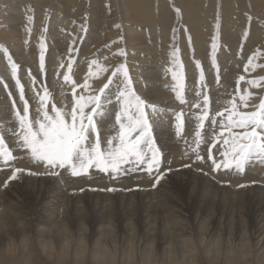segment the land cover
<instances>
[{"label":"rangeland","instance_id":"1","mask_svg":"<svg viewBox=\"0 0 264 264\" xmlns=\"http://www.w3.org/2000/svg\"><path fill=\"white\" fill-rule=\"evenodd\" d=\"M175 8L180 9L179 17ZM82 24L87 33L81 30ZM116 24L121 27L116 28ZM174 27H179L176 39ZM77 36L84 39L78 40ZM213 37L217 43L215 67ZM41 39L46 47L50 105L63 107L70 98V89L62 76L67 68H61L66 65L70 47L74 48L73 74L77 80L86 75L88 63L93 59L110 69L126 63L138 94L157 106V112L149 108L148 113L157 125L153 130L157 146L163 143L165 166L171 162L178 167L187 162L184 153L188 146L184 142L191 143L195 132L200 130L194 119L200 109L193 105L202 106V94L209 97L210 115L223 111L237 87L251 93L253 104L264 96L259 87L246 83L264 76V68L244 71L249 55L264 52V0H0V45L18 65L16 79L24 89L33 119L38 118L37 91L42 95L45 90L42 87L45 74L39 71ZM173 43L179 49L182 68L172 62ZM121 48L125 57L118 55ZM197 61L200 68L196 67ZM255 63L264 65V59ZM172 71L181 72L185 104L176 99ZM240 75L245 76V81L237 85ZM33 78H39L35 85ZM13 100L19 101V90L8 61L0 52V130L18 157L15 166L39 170L27 157L19 158L14 138L9 135L11 128L17 126ZM116 110L118 106L109 105L104 116L97 118L102 146L106 147L104 142L118 130ZM181 111L184 139L175 135L174 114ZM209 127L206 122L201 131L208 135ZM162 131L169 138L163 137ZM8 175L10 170H4L0 161V181ZM132 177L111 180L91 170L90 175L72 179L67 175L52 178L25 174L11 182L10 189H0L3 218L0 232H15L20 243L13 251L0 248V261L2 264H264V166L254 163L247 166L245 174L217 177L221 181L230 180L231 186L186 171L162 182L158 190L141 191L137 186L149 188V177L143 172ZM237 184L249 187L238 189ZM108 187L122 190H99ZM128 188L133 190L127 191ZM64 238L70 244L61 251L60 246L66 244ZM46 244L54 255L42 250ZM110 256L114 258L110 260ZM103 258L111 262L102 263Z\"/></svg>","mask_w":264,"mask_h":264},{"label":"snow or ice","instance_id":"2","mask_svg":"<svg viewBox=\"0 0 264 264\" xmlns=\"http://www.w3.org/2000/svg\"><path fill=\"white\" fill-rule=\"evenodd\" d=\"M174 10L179 17L180 9ZM28 20L31 21L32 17L28 16ZM115 27L120 28L121 25L116 24ZM81 30L85 33L88 31L84 24L81 25ZM172 32L175 39L179 27H174ZM244 35L246 36L247 33ZM76 39L82 41L84 37L77 36ZM172 47L174 49L171 52L172 62L177 68H182L178 59L179 49L176 48L175 43ZM211 48L212 64L215 67L216 37L212 39ZM0 52L8 61L11 75L19 90V101L13 100L17 126L11 128L9 135L14 138V146L19 158L27 157L35 168L39 169L31 170L15 166L14 162L18 157L10 150V146L6 144V135L0 130V161L4 170H10V175L0 181V189H10L11 182L17 181L25 174L29 177L61 178L67 175L77 178L90 175L91 170L105 174L111 180H120L122 177L130 179L133 174L143 172L149 177L150 185L149 188L144 189L137 186V190L141 191L158 190L162 182L173 175H183L185 171H195L205 177H211L224 186H231L230 180L221 181L217 177L221 174L224 176L245 174L247 166L254 163L264 166V96L258 98V104H253L251 93L237 87L223 111L210 115L209 97L207 94H202V106L193 105L194 108L200 109L199 114L194 117L200 130L195 132L192 144H188L185 140L190 150L184 153L187 162H182L178 167H174L171 162L165 166L163 143L160 147L157 146V139L153 137V130L157 125L153 124L148 113L149 108L153 113L157 112V106L150 104L138 94L126 63L121 62L110 69L93 59L88 63L86 75L82 80H77L73 74L74 48L70 47L66 65H61V68L65 66L67 68L66 72H62V76L64 84L70 89V98H67V103L63 107H58L55 103L50 105L48 103L50 94L46 89V47L44 40L41 39L39 71L45 74V81L42 82L45 90L42 95L38 94L39 90L37 91L38 118L33 119L24 89L20 80L16 79L18 65L13 62L12 56L3 45H0ZM118 55L125 57V50L121 48ZM261 59H264V52H253L247 57L244 71L264 68L262 64H254V61L258 62ZM200 66L197 61L196 67L200 68ZM38 79L33 78L34 85ZM172 79L176 81V88L173 89L176 99L181 104H185L180 83L181 72L172 71ZM241 81H245L244 75L239 76L237 85ZM246 83L264 91V76L259 79H249ZM109 105L118 106V110L115 111V126L118 130L112 139L104 142L105 147L102 146L97 118L104 116ZM249 108L253 110L249 111ZM174 118L175 135L184 139L181 136L185 123L184 113L182 111L175 113ZM206 122L211 129L208 135L201 131L205 129ZM253 183L257 182L253 181ZM236 187L246 189L249 185L237 184ZM99 190L114 192L122 189L108 187ZM81 191L84 189L82 188ZM19 243L20 239L15 232H0V248L13 251L18 248ZM65 243L70 244L69 241Z\"/></svg>","mask_w":264,"mask_h":264},{"label":"bare ground","instance_id":"3","mask_svg":"<svg viewBox=\"0 0 264 264\" xmlns=\"http://www.w3.org/2000/svg\"><path fill=\"white\" fill-rule=\"evenodd\" d=\"M189 16H190V15H189ZM102 26H103V25H102ZM100 31H101V30H100ZM98 32H99V31H98ZM93 39H94V38H93ZM175 39H176V38H175ZM172 50H173V49H172ZM165 53H166V52H165ZM23 56H24V55H23ZM91 56H92V55H91ZM151 74H152V73H151ZM152 75H153V74H152ZM152 75H151V76H152ZM147 78H148V77H147ZM150 79H151V78H150ZM10 101H11V99H10ZM17 101H18V100H17ZM8 102H9V101H8ZM8 105H9V104H8ZM38 106H39V104H38ZM9 108H10V107H9ZM195 109H196V108H195ZM168 110H169V109H168ZM35 111H36V110H35ZM11 112H12V111H11ZM35 114H36V113H35ZM150 114H151V113H150ZM154 115H155V114H154ZM8 119H9V118H8ZM195 123H196V122H195ZM106 126H107V125H106ZM110 126H111V125H110ZM209 128H210V127H209ZM159 132H160V131H159ZM162 132H163V133H162L163 137L166 136L165 138H169V134H168V133H167L166 135H164V131H162ZM168 132H169V131H168ZM171 133H172V132H171ZM170 136H171V135H170ZM174 136H175V135H174ZM112 137H113V136H112ZM175 138H176V137H175ZM185 138H187V137L185 136ZM191 138H192V137H191ZM161 139H162V138H161ZM176 139H177V141H178V138H176ZM163 140H164V139H163ZM173 140H174V139H173ZM168 141H169V140H168ZM171 141H172V140H171ZM178 142H179V141H178ZM178 142H177V144H178ZM181 142H182V141H181ZM190 142H191V141H190ZM8 143H9V142H8ZM174 143H175V142H174ZM184 143H185V142H184ZM182 144H183V142H182ZM189 144H192V142L189 143ZM167 145H168V144H167ZM179 145H180V144H179ZM180 146H181V145H180ZM183 146H185V145L183 144ZM187 146H188V145H187ZM187 146H185V148H187ZM177 147H178V146H177ZM178 148H179V147H178ZM176 149H177V148H176ZM188 150H189V149H188ZM177 151H178V150H177ZM179 152H180V151H179ZM181 152H182V151H181ZM31 164H32V163H31ZM257 165H258V164H257ZM30 167H31V166H30ZM254 167H255V166H254ZM255 168H256V167H255ZM261 168H262V167H261ZM185 172H186V171H185ZM101 175H102V174H101ZM64 176H65V175H64ZM95 176H96V175H95ZM146 176H147V175H146ZM99 177H100V176H99ZM107 177H108V176H107ZM133 177H134V176H133ZM133 177H132V178H133ZM124 178H125V177H124ZM70 179H72V178H70ZM105 179H106V178H105ZM125 179H127V178H125ZM133 179H134V178H133ZM106 183H107V182H106ZM108 183H109V182H108ZM121 183H122V182H121ZM87 184H88V183H87ZM103 184H104V183H103ZM109 184H110V183H109ZM131 184H132V182H131ZM80 185H81V184H80ZM111 185H112V184H111ZM125 186H126V185H125ZM146 186H147V185H146ZM61 187H62V186H61ZM63 188H64V187H63ZM75 188H76V187H75ZM125 188H126V187H125ZM0 192H1V190H0ZM79 192H80V191H79ZM147 193H148V192H147ZM164 204H165V203H164ZM212 209H213V207H212ZM50 216H51V215H50ZM53 217H55V216H53ZM53 217H52V218H53ZM44 218H46V217H44ZM47 218H49V217H47ZM47 218H46V219H47ZM55 218H56V217H55ZM49 219H51V218H49ZM58 219H59V218H58ZM53 220H55V219H53ZM63 220H64V219H63ZM44 222H45V221H44ZM49 222H50V221H49ZM38 224H39V223H38ZM38 224H37V225H38ZM43 224H44V223H43ZM41 225H42V224H41ZM255 225H256V224H255ZM257 226H258V224H257ZM61 228H62V227H61ZM183 229H184V228H183ZM205 230H206V229H205ZM262 230H263V229H262ZM262 230H261V232H262ZM22 231H23V230H22ZM22 231H21V232H22ZM38 231H39V230H38ZM178 231H179V230H178ZM180 231H182V228L180 229ZM187 231H188V230H187ZM185 232H186V231H185ZM185 232H184V233H185ZM189 232H190V231H189ZM186 233H187V232H186ZM21 234H24V232L21 233ZM259 234H260V233H259ZM176 235L179 236L180 234L178 233V234H176ZM181 235H182V234H181ZM181 235H180V236H181ZM71 238H72V237H71ZM64 239H65V238H64ZM165 239H166V238H165ZM160 240H161V239H160ZM49 241H50V243H49L50 245H49V246H51L50 248H52V247H53V242H52V240H50V239H49ZM49 241H48V242H49ZM64 241H67V240L65 239ZM64 241H62V242H64ZM185 241H186V240H185ZM160 242H161V241H160ZM61 244H63V243H61ZM41 245H43V244H41ZM103 245H104V244H103ZM49 246H48L47 244L44 245L43 248H42V250L45 251L47 255H50V256H51V255H54V254H52V249H49ZM67 246H68V245H66V244L61 245V246H60V247H61L60 250H61V251L65 250V247H67ZM55 247H56V246H55ZM106 248H107V247H106ZM48 249H49V250H48ZM46 250H47V251H46ZM101 250H102V249H101ZM103 250H104V248H103ZM103 250H102V251H103ZM113 250H114V249H113ZM190 250H191V249H190ZM198 250H199V249H198ZM111 251H112V250H111ZM108 252H109V250H108ZM130 252H131V251H130ZM75 255H76V254H75ZM103 255H106V252H105V253H102L100 256H98V258L101 259ZM107 255H108V254H107ZM109 255H110V254H109ZM109 255H108V258H109ZM96 256H97V255H96ZM96 256H95V257H96ZM192 256H193V255H192ZM200 257H201V256H200ZM111 258H112V257L110 256V260H111ZM113 258H114V257H113ZM113 258H112V259H113ZM169 258H170V257H169ZM150 259H151V258H150ZM170 259H171V258H170ZM112 261H113V260H112ZM173 261H174V260H173ZM191 261H192V260H191ZM100 262H101V261H100ZM103 262H106V261L104 260V258H103V260H102V263H103ZM108 262H111V261L108 260ZM108 262H106V263H108ZM196 262H198V260H197ZM170 263H171V262H170ZM172 263H173V262H172ZM174 263H175V262H174ZM98 264H99V263H98ZM182 264H183V263H182ZM190 264H191V263H190ZM202 264H203V263H202Z\"/></svg>","mask_w":264,"mask_h":264},{"label":"clouds","instance_id":"4","mask_svg":"<svg viewBox=\"0 0 264 264\" xmlns=\"http://www.w3.org/2000/svg\"><path fill=\"white\" fill-rule=\"evenodd\" d=\"M2 225H3V218L0 217V227H2ZM0 264H2V261H0Z\"/></svg>","mask_w":264,"mask_h":264}]
</instances>
